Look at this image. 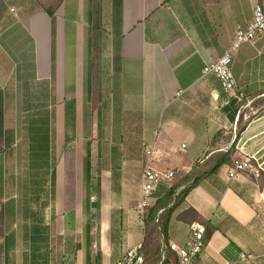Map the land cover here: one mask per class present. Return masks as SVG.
<instances>
[{"label": "crops", "instance_id": "1", "mask_svg": "<svg viewBox=\"0 0 264 264\" xmlns=\"http://www.w3.org/2000/svg\"><path fill=\"white\" fill-rule=\"evenodd\" d=\"M73 1L76 19L67 17V2L60 8L61 0H0V140L5 146L7 134L15 140L26 107L41 99L44 83L51 81L56 105L42 129L49 123L63 127L66 144V102L74 100L76 139L69 146L77 144L85 127L93 130V138L102 128L106 144L116 145L104 153L109 163L97 176L98 185L79 183L75 176L69 186L64 182L65 165H56L53 222L37 224H54L59 263L53 264H117L127 251L139 247L143 264H178L170 245H185L193 223L214 229L194 264H264V233L258 232L256 206L264 203V193L254 191L250 200L243 191L255 187L247 173L264 172V36L255 44H243L233 61L243 101L226 93L215 75H203L204 68L232 45L237 31L249 26L254 7L264 0ZM48 10H56L55 74ZM96 11L106 27L94 36L90 19ZM118 36L122 40L115 62ZM112 90L117 104L108 109L102 124L94 116L89 122L81 120L82 112L99 111L90 106L94 97L101 102ZM112 112L121 119H109ZM236 138L233 162L251 158L252 171L231 180L232 163L204 180L173 214L167 237L157 227L146 226L150 209L140 212L146 165L183 177L198 162L227 152ZM93 158L89 147L88 183L94 176ZM178 178L159 186L156 199H162ZM13 225L0 219V264H33L32 234L26 226L20 239Z\"/></svg>", "mask_w": 264, "mask_h": 264}, {"label": "rangeland", "instance_id": "2", "mask_svg": "<svg viewBox=\"0 0 264 264\" xmlns=\"http://www.w3.org/2000/svg\"><path fill=\"white\" fill-rule=\"evenodd\" d=\"M71 1L61 0L60 8L62 4L66 6V2L68 4ZM48 11L55 12L56 10ZM100 26L102 30V26L106 27V23ZM95 34L96 32L93 31L94 36ZM108 39L109 34L105 32L104 40L107 41ZM44 85L46 91L40 90L43 95L39 97L41 99L38 102L29 103L26 107V112L22 115L24 126L15 130V140L9 146V150L2 140H0V219L2 221L5 219L13 221V228L19 230L20 239L23 238L22 234L25 233L24 229L26 226L32 234V230L35 227L39 229L47 228L37 224L53 218L54 199L51 193V177L54 163L56 165L60 164L61 167L65 165L64 182L66 184L69 183V186L74 185L75 176L79 178V183L98 185L99 181L97 176L105 169L107 163L104 159V153L106 150L108 152L113 147H116L115 144H106L105 135H102V132H104L102 128L96 129V138H93V130L90 127H85L79 131V141L77 144L74 145L72 143L70 145V153L66 154L63 127L58 129L56 123H49L48 129H42L40 126L43 120H50V111L56 105V99L54 100L53 95H51V81H46ZM60 101L63 103L62 96L60 97ZM116 104L117 95L115 90H112L109 96L103 98L101 102H97L94 97L90 106L93 107V111L95 108H98L99 111L93 112V114L82 112L81 120H88L89 122L94 116L102 124L104 115L109 111L108 109L111 108L112 110L113 105ZM114 112L110 113L109 119L114 121H118L117 119L120 120V116ZM110 131L115 135V129ZM43 133H46L45 136L47 135V137H44L42 135ZM69 134L72 136L71 133ZM95 141L98 143H92ZM89 147L94 157L92 159V173L94 176L90 183L86 179V156ZM77 156L78 162L76 161ZM68 173L74 174L73 180L68 177ZM247 175L255 181V187L250 186L254 189H245L243 191L252 200L251 195L254 191L264 193V172H259V175H250L248 173ZM263 204L257 203L256 205L258 207L260 206V216L258 217L257 225L258 232L262 231V233H264ZM51 221L53 222V219ZM96 221H98V218H96ZM49 228V235L47 236L49 240L45 242L48 248L49 264L59 263V252L57 250L58 240L54 236V224L51 223ZM38 256H41V254L39 253Z\"/></svg>", "mask_w": 264, "mask_h": 264}, {"label": "trees", "instance_id": "3", "mask_svg": "<svg viewBox=\"0 0 264 264\" xmlns=\"http://www.w3.org/2000/svg\"><path fill=\"white\" fill-rule=\"evenodd\" d=\"M68 15L67 17L70 19H76V2H70L67 4ZM47 13L50 15L52 20V71L55 74V67H56V57H55V44H56V15L53 11H47ZM101 17L98 14V12H94L91 15L90 19V26L93 31H98L101 28ZM121 37L118 36L115 38L114 41V60L115 62L120 57V47H121ZM75 122H76V110H75V101H69L66 103V146L65 151L66 154L70 153L71 148L69 144L73 141L75 138ZM3 132V109H2V100L0 98V137L2 136ZM72 136H70V134ZM10 134V133H9ZM7 142H6V148L9 149V146L13 143L12 137H9L10 135L7 134ZM238 138H236L233 145H231L230 148H228L227 152H217L214 153L211 158L207 161V158L202 161L198 162L193 170L181 177H175V179L178 178V180L170 186V188L166 191L165 196L162 199H158L153 207L150 208L147 217L144 219L145 224L147 225H153L154 227H157L159 231L167 237L168 228L170 221L172 219L173 214L175 211L184 203L186 197L189 195V193L198 185H200L204 180L209 179L211 177L217 176L220 169L224 165H232L233 163V153L235 152V146L237 143ZM209 158V157H208ZM90 172H91V163L90 158L88 157L87 160V178L90 179ZM73 173H68V177L70 179H74ZM72 180H70L72 182ZM51 184H52V197L54 199L55 196V185H56V164L54 163L53 171H52V177H51ZM159 188V187H158ZM192 216L197 218V214L193 209H190L188 211ZM206 227V226H205ZM50 228L45 229H39L38 227L33 228L32 230V236H31V245H32V261L33 264H49V256H48V248L47 244L45 243L48 241L47 236L49 233ZM214 232V229L211 227H206V234H205V243L209 242V240L212 237V234ZM60 240V238H59ZM44 244V246H42ZM39 253L41 256H38ZM41 258V259H40ZM40 260V261H39Z\"/></svg>", "mask_w": 264, "mask_h": 264}, {"label": "built area", "instance_id": "4", "mask_svg": "<svg viewBox=\"0 0 264 264\" xmlns=\"http://www.w3.org/2000/svg\"><path fill=\"white\" fill-rule=\"evenodd\" d=\"M264 36V3L257 4L253 9V20L245 29H240L235 35L232 45L227 48L221 58L215 63L206 66L203 75H215L226 93H231L238 101L244 100V94L239 92L238 83L234 77L232 65L234 58L245 43L255 44ZM180 96V94H178ZM185 146H183L184 148ZM252 159L241 158L233 162L228 170L229 179L233 180L246 170L252 171ZM176 177L174 171H159L146 165L142 172V188L140 212L142 215L153 207L157 201L155 193L162 184H171ZM206 227L200 223L190 226V236L185 245L171 244L170 250L178 257V264H194L206 249ZM141 247L129 250L117 264H143L144 257L140 254ZM245 259V256L243 255Z\"/></svg>", "mask_w": 264, "mask_h": 264}]
</instances>
